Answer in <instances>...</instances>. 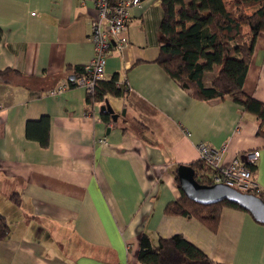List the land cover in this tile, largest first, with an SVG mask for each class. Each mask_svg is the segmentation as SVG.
<instances>
[{
	"label": "crops",
	"instance_id": "1",
	"mask_svg": "<svg viewBox=\"0 0 264 264\" xmlns=\"http://www.w3.org/2000/svg\"><path fill=\"white\" fill-rule=\"evenodd\" d=\"M94 12V0H0V70L17 71L0 82V212L12 224L0 264H143L144 231L154 246L181 233L216 262L264 264V224L249 212L225 206L214 232L165 211L182 193L178 166L199 160L201 142L226 145L225 161L258 149L256 180L264 190V137L232 97L196 99L159 66L160 0L130 10L129 45L107 58L104 78L118 73L128 88L107 96L117 120L104 118L101 103L89 104L83 86L47 93L68 81L67 66L93 59ZM244 34L250 42L248 26ZM243 88L264 101V32ZM44 115L47 147L26 135L27 122Z\"/></svg>",
	"mask_w": 264,
	"mask_h": 264
},
{
	"label": "trees",
	"instance_id": "2",
	"mask_svg": "<svg viewBox=\"0 0 264 264\" xmlns=\"http://www.w3.org/2000/svg\"><path fill=\"white\" fill-rule=\"evenodd\" d=\"M160 5L163 17L156 59L159 66L181 87L190 90L196 99L208 101L232 97L245 112L256 118L258 134L264 137V101L246 93L243 88L256 37L264 32V0H235L230 6L224 0H160ZM246 26L252 34L250 42L245 38ZM67 70L69 88L76 86L75 78L91 71L84 65H69ZM11 72L17 73L11 68L0 70V82H8L7 75ZM208 72H214L209 85L205 83ZM127 92L128 88L120 84V76L116 73L109 79L97 80L94 92L87 95V102L104 104L108 95L125 96ZM103 115L110 120L108 112ZM49 128L50 118L44 115L27 122L26 135L47 147L50 142ZM193 167L201 183L211 184L212 169L204 161L199 159ZM250 168L256 177L257 165H250ZM175 179L182 193L178 199L167 204L165 211L169 215L194 217L216 232L225 206L248 212L229 200L199 203L182 190L177 173ZM254 193L264 199L262 188ZM17 195L14 193L10 197L20 203ZM11 225L0 212V242L10 237ZM138 260L143 264H226L212 260L181 233L161 237L154 246L146 231L140 235Z\"/></svg>",
	"mask_w": 264,
	"mask_h": 264
},
{
	"label": "built area",
	"instance_id": "3",
	"mask_svg": "<svg viewBox=\"0 0 264 264\" xmlns=\"http://www.w3.org/2000/svg\"><path fill=\"white\" fill-rule=\"evenodd\" d=\"M95 12L89 19V39L94 45V57L85 66L90 73L75 78L76 86H83L87 94L93 93L96 81L103 79L107 58L113 47L123 52L129 45V37L125 34L130 10L144 0H94ZM69 88V81L62 80L56 87L47 91L59 94ZM1 109V106H0ZM101 120L102 118H98ZM113 122V121H111ZM111 122L109 124H111ZM101 141H106L105 138ZM199 159L212 169L211 184L224 183L242 191L255 192L261 189L250 165H257L260 157L258 149L239 152L225 161L226 145L219 148L207 143L198 144Z\"/></svg>",
	"mask_w": 264,
	"mask_h": 264
},
{
	"label": "water",
	"instance_id": "4",
	"mask_svg": "<svg viewBox=\"0 0 264 264\" xmlns=\"http://www.w3.org/2000/svg\"><path fill=\"white\" fill-rule=\"evenodd\" d=\"M101 110L102 112H108L114 120H117L118 114L114 112L108 100L101 105ZM177 176L182 190L191 199L203 204L229 200L237 203L256 220L264 223V199L261 196L253 192L239 190L224 183H201L197 179L195 168L191 164H180L177 169Z\"/></svg>",
	"mask_w": 264,
	"mask_h": 264
}]
</instances>
